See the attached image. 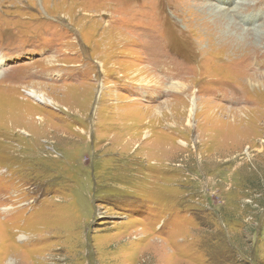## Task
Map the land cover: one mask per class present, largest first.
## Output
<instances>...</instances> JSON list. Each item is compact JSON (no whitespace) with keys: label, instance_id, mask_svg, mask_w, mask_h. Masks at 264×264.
Returning <instances> with one entry per match:
<instances>
[{"label":"rangeland","instance_id":"rangeland-1","mask_svg":"<svg viewBox=\"0 0 264 264\" xmlns=\"http://www.w3.org/2000/svg\"><path fill=\"white\" fill-rule=\"evenodd\" d=\"M246 2L0 0V264H264V0Z\"/></svg>","mask_w":264,"mask_h":264},{"label":"bare ground","instance_id":"bare-ground-1","mask_svg":"<svg viewBox=\"0 0 264 264\" xmlns=\"http://www.w3.org/2000/svg\"><path fill=\"white\" fill-rule=\"evenodd\" d=\"M241 3L243 4V7H244L242 9V12L241 13L246 12L247 11L246 10V7L249 6L250 4L248 5V2H246V0H241ZM252 9L254 10V6H253ZM216 16H220V15H216ZM253 18H254V16H251V17H249L247 19H250L251 20ZM211 23L214 25L215 30H216V33H217V35L219 37V38H217V37L216 38L219 39V42H225L227 45H229L231 43V44H233L235 46H237V45L238 46H241L240 45L241 41L239 39L242 38V37H244L248 33L247 30H239V31H236V32L231 31V32H228V33L227 32H224L227 29H225L224 27H222V23L223 22H222L221 19L219 20V19L214 18V20ZM255 31H256V29H255ZM201 36H202L201 39H205V36L204 35L201 34ZM207 40L210 41V39H207ZM211 44L213 45V43H211ZM147 48L150 50L149 51V54L151 55L150 60L152 62H154L155 60H159L160 58H158V56L161 57V58L167 57L165 55V53H164L165 51L163 50V44L161 43V40H159V41H154V40L148 41ZM167 51L170 52L169 48L167 49ZM178 53L181 54L180 52H178ZM255 55H257V53ZM184 66H185V64H184ZM25 92H26L27 96L33 98L36 101H39V102H41V101H47L45 99V97L42 94H40V92L36 91L35 89H27V90H25ZM192 105L194 106V103L192 104V102H191L190 112L193 113V106ZM16 113H18V112H16ZM16 116L19 117V114H16Z\"/></svg>","mask_w":264,"mask_h":264}]
</instances>
